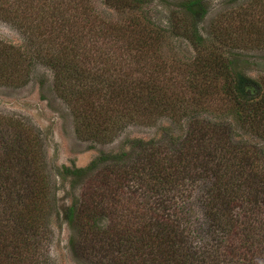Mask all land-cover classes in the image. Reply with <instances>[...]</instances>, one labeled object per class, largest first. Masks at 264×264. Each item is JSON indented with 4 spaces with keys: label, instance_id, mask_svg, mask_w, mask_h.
I'll use <instances>...</instances> for the list:
<instances>
[{
    "label": "trees",
    "instance_id": "1",
    "mask_svg": "<svg viewBox=\"0 0 264 264\" xmlns=\"http://www.w3.org/2000/svg\"><path fill=\"white\" fill-rule=\"evenodd\" d=\"M109 1L116 6L126 4L133 11L139 9L136 6L141 2ZM180 8L193 21L186 27L184 38L199 54L195 59L196 67L200 68L199 78L209 82L221 79L222 89L232 104L230 114L240 126L253 127L264 139V87H257V90L251 87L256 83L234 72L232 61L220 45H206L198 36L195 19L205 15L202 0H180ZM10 14L17 15L0 8L1 18L13 26L17 24L35 49L27 55L11 47L13 52L9 49L8 58L16 59L20 73L28 71L36 62L50 67L58 75L55 80L58 93L64 94L75 113L79 108L89 109L96 93L108 97L118 107L126 105V110L133 109V113L145 112L146 119L154 114H178L185 110L164 102L161 91L155 88L134 87L133 82L126 85L129 74L124 68L112 67L114 71L105 72L103 64L97 71H91L80 58L69 62L50 56L46 51L42 53V42L47 43V36L55 35L54 39L58 40L64 37L65 29L68 45L64 50L68 53L81 51H76L79 41L71 38L73 24L64 15L57 14V10L53 15L44 11L29 12L21 18H12ZM132 21L148 39L153 34L157 42L165 37L162 30L157 35L156 29L142 26L138 19ZM54 22L59 25L52 26ZM58 31L62 35L56 34ZM148 39L140 42L143 44L140 49L146 48ZM6 70L2 59L1 83L10 82L15 76L14 72ZM155 98L160 101L152 113L146 108L153 107ZM77 114L76 133L97 140L96 134L100 131L95 119L91 114ZM112 116L116 118H108L115 123L121 116L120 111ZM193 123L196 124L193 132L181 141L174 140L167 148L161 143L139 141L137 158L140 162H136L139 167L107 171L102 174L100 183L98 180L94 187H86L85 196L92 200L80 207L85 208L84 213L88 212L82 223L75 222L77 209L71 206L66 210L67 224L73 228L77 226L81 234L82 253L104 258L110 264H264V236L258 231L264 224L260 207L264 204V158L261 159L264 153L249 155L245 152L235 142L229 124L226 128L215 121ZM39 136L32 134L22 122L11 119L0 122V264H48L43 246L51 235L48 218L54 198L48 178L40 169ZM123 156L126 154L120 156V161ZM95 167L94 162L85 169L66 170V175L82 176ZM196 187H199L197 196L203 202V223L200 230L192 231L185 227V211L191 206L189 201L186 207H178L168 199H181L190 193L187 192L190 188ZM166 193L168 197L163 195ZM100 217L109 220V225L101 230Z\"/></svg>",
    "mask_w": 264,
    "mask_h": 264
},
{
    "label": "rangeland",
    "instance_id": "2",
    "mask_svg": "<svg viewBox=\"0 0 264 264\" xmlns=\"http://www.w3.org/2000/svg\"><path fill=\"white\" fill-rule=\"evenodd\" d=\"M139 1L140 5L136 6L139 9L133 11L126 4L116 6L109 0H0V8L17 13L10 14L12 18L39 11L53 15L57 10V14L70 19L74 26L71 38L79 41L76 51H81L68 53L64 50L68 45L64 38L65 29L64 37L58 40L54 39L55 35L52 38L47 36V43L42 42V53L46 51L50 56L69 62L80 58L91 71H97L103 64L105 72L114 71L112 67L124 68L123 71L129 74L126 85L133 82L134 87L155 88L161 91L164 102L185 109L178 114H154L146 119L145 112L133 113V109L126 110V105L118 107L108 97L96 93L90 100L89 109L79 108L75 113V108L65 101L64 94L58 93L55 86L58 75L50 67L36 62L28 71L20 73L16 59L8 58L10 50L13 52L11 47L19 54L27 52V55L32 54L35 47L34 43H28L17 24L13 26L0 16V64L3 59L6 71L15 74L10 82L0 81V122L5 119L22 122L32 134L40 135V169L48 178L54 198V207L48 218L51 235L43 246L48 264H110L104 258L82 253L81 234L77 226L73 228L67 224L64 214L73 206L77 209L75 222L82 223L88 212L84 213L85 208L80 207L92 200L85 196L86 187H94L98 180L100 183L102 174L107 171L139 167V141L161 143L167 148L174 140L181 141L195 130L196 124L192 122L215 121L226 128L229 124L235 142L249 155L264 153V139L256 129L240 126L230 114L232 104L222 89L223 81L215 78L209 82L199 78L200 68L195 65L199 54L184 38V31L193 21L180 8V0ZM202 5L205 15L195 19L201 40L206 45H220L232 61L234 72L256 83L251 87L256 90L264 87V0H202ZM133 19H138L142 26L156 29L157 35L164 31L165 37L160 42L153 38L155 34L148 39L146 33L133 25ZM57 25L59 23H52L54 27ZM56 34L62 35L60 31ZM147 39L146 48L140 49L141 43ZM158 101L160 99L155 98L153 107L146 110L154 113ZM118 110L121 116L113 123L116 117L112 115H118ZM77 113L82 116L91 114L95 119L100 131L96 134L97 140L76 133ZM125 154L120 161V156ZM94 162L96 167L82 176L66 175V170L85 169ZM198 188H190L187 191L190 193L181 199H168L178 207H186L189 201L191 206L188 205L185 211V227L192 228V231L200 230L203 223V202L197 196ZM163 195L169 196L167 193ZM260 207L261 219H264V204ZM81 211L83 214H78ZM98 225L101 230L109 225V220H99ZM258 231L264 236V224ZM231 251L236 253V250Z\"/></svg>",
    "mask_w": 264,
    "mask_h": 264
}]
</instances>
